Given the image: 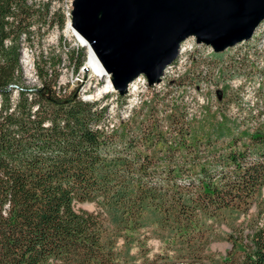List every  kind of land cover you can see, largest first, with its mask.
<instances>
[{"label": "trees", "instance_id": "trees-1", "mask_svg": "<svg viewBox=\"0 0 264 264\" xmlns=\"http://www.w3.org/2000/svg\"><path fill=\"white\" fill-rule=\"evenodd\" d=\"M54 1L0 0V264H264V127L228 116V84L214 110L189 114L195 68L148 86L112 127L107 101L57 91V70L26 85L22 45L65 24ZM227 50L212 57L240 63ZM140 232L161 251L150 256ZM214 241L225 255H209Z\"/></svg>", "mask_w": 264, "mask_h": 264}, {"label": "rangeland", "instance_id": "rangeland-1", "mask_svg": "<svg viewBox=\"0 0 264 264\" xmlns=\"http://www.w3.org/2000/svg\"><path fill=\"white\" fill-rule=\"evenodd\" d=\"M75 2L76 0L54 1L51 8L57 12V15L64 16L65 24L63 28L55 25L50 28L41 41H35L31 46L27 43L22 45L20 64L23 81L26 85L30 87L40 86L37 77V71L39 70H57L59 73L57 85L55 86L57 91L65 93L78 88L77 93L80 99L84 96L92 100L101 99L103 100L102 103L107 101L110 106L107 123L112 127L117 122L118 116L126 117V105L129 101L138 104L141 99L150 93L148 86H151L155 92L163 91L167 79H174L184 74L189 68H195L196 73L200 74L201 81L199 89L193 86L186 88L187 92L184 96L189 114H199L201 109L206 107L214 110L218 106L219 90L224 84H228L229 98L225 99L220 105L228 116L242 124L240 126L241 130L253 129L256 126L264 127V18L255 27L250 39L223 48V50L229 49L227 54L238 51L240 63H235V65L228 63V56L225 57L224 62L218 63L212 57V54L219 53L222 49L216 50L211 44L199 42L197 36L191 34L183 41L187 51L179 55L174 63L165 70V80L156 85H148L146 82L145 86V84L137 83L136 87L134 86L135 88L128 87L120 93L118 90L105 91L103 87L107 84L106 77H100L95 70L83 68L88 57L87 48L79 42L69 28L70 22L73 21ZM73 51L75 52L72 56ZM76 51L83 55L78 66L79 69L74 72L79 57ZM23 59H25V62H23ZM179 91L178 89L173 90L170 96L175 98ZM119 96L125 102L120 108H118L117 103V100L120 99ZM77 207L89 211L97 209L90 202L77 205ZM141 232V237L149 236L146 245L150 250V256L160 252L159 241L151 237L149 232L144 235ZM117 247H122V239H119ZM228 247H230V244L227 241H214L209 246V255L216 258L221 257L226 254ZM137 250V242H134L131 251L134 253ZM196 264H210V262L204 260L202 263Z\"/></svg>", "mask_w": 264, "mask_h": 264}, {"label": "water", "instance_id": "water-1", "mask_svg": "<svg viewBox=\"0 0 264 264\" xmlns=\"http://www.w3.org/2000/svg\"><path fill=\"white\" fill-rule=\"evenodd\" d=\"M74 7V28L120 93L140 73L159 82L189 35L223 50L249 39L264 18V0H76Z\"/></svg>", "mask_w": 264, "mask_h": 264}, {"label": "bare ground", "instance_id": "bare-ground-1", "mask_svg": "<svg viewBox=\"0 0 264 264\" xmlns=\"http://www.w3.org/2000/svg\"><path fill=\"white\" fill-rule=\"evenodd\" d=\"M69 28L72 31L71 33H73V35L79 40V42L85 46L87 48V53H88V57H87V61L85 63V67L89 68L91 70H95L98 72V74L102 77H106V85H104L103 89L105 91H110L113 90V84L111 83V75L107 74V71L105 69V67L102 66L98 55H96V52H94L90 42L88 39L82 37L79 35V33L76 31V29L74 28V22H70L69 24ZM83 41V42H82ZM233 45V44H232ZM183 46V45H182ZM25 58V57H24ZM23 62H25V59H23ZM141 74V73H140ZM137 75L133 76L130 80H133L134 77H136ZM129 80V82H130ZM88 99V98H87Z\"/></svg>", "mask_w": 264, "mask_h": 264}, {"label": "built area", "instance_id": "built-area-1", "mask_svg": "<svg viewBox=\"0 0 264 264\" xmlns=\"http://www.w3.org/2000/svg\"><path fill=\"white\" fill-rule=\"evenodd\" d=\"M250 37H252V35H251ZM249 39H250V38H249ZM242 41H243V40H242ZM182 45H183V46H182ZM178 50H179V51H178V54H177L176 58H177L179 55H181L183 52L187 51V47H186V45H185V42H181V43L179 44V48H178ZM176 58H175L172 62H170V63L165 67L164 71L160 74V76H159V82H161V81H163V80L166 79V75H164V72H165V70H166L168 67L171 66L172 63H174V61L176 60ZM84 69H86V68H84ZM100 77H101V76H100ZM162 78H163V79H162ZM146 82H147L148 85L150 84L149 81H148V79H147V75H146L145 73L137 74V76L134 77L133 80H130V82L128 81L127 89H128V87L135 88L137 83H141V84H143V85L145 84V86H146ZM159 82H154V83H152V84H153V85H154V84L156 85V84H159ZM134 86H135V87H134ZM113 90H116V89L113 88ZM81 99L88 100L87 97H84V96H82ZM136 103H137V102H136ZM136 103H134V102H132V101H129V103L126 105V108H127V114H126V116L128 115V112H129L130 108H131L132 106H134Z\"/></svg>", "mask_w": 264, "mask_h": 264}]
</instances>
